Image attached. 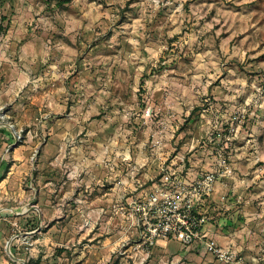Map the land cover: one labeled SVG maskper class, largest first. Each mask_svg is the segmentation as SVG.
Here are the masks:
<instances>
[{"label":"rangeland","instance_id":"obj_1","mask_svg":"<svg viewBox=\"0 0 264 264\" xmlns=\"http://www.w3.org/2000/svg\"><path fill=\"white\" fill-rule=\"evenodd\" d=\"M1 88L0 264L103 260V191L170 164L215 173L206 225L264 264V0H0ZM170 244L144 264H229Z\"/></svg>","mask_w":264,"mask_h":264},{"label":"built area","instance_id":"obj_2","mask_svg":"<svg viewBox=\"0 0 264 264\" xmlns=\"http://www.w3.org/2000/svg\"><path fill=\"white\" fill-rule=\"evenodd\" d=\"M215 179L211 171L193 179H182L176 167L164 165L159 179L148 190L133 194L126 206H118L135 229L136 245L142 251L141 257L132 264H144L159 240H174L182 247L200 241L205 245V252L218 260L239 264L233 253L217 244L206 229L208 215L202 204L212 193ZM124 244L118 254L122 253Z\"/></svg>","mask_w":264,"mask_h":264},{"label":"crops","instance_id":"obj_3","mask_svg":"<svg viewBox=\"0 0 264 264\" xmlns=\"http://www.w3.org/2000/svg\"><path fill=\"white\" fill-rule=\"evenodd\" d=\"M1 90L2 88L0 89V91ZM144 174L145 175H143L142 177L138 176L137 178L135 179L132 178L131 180L127 177H121L119 181L113 183L112 187H109L107 188L108 190L103 191L104 198H102V200L103 201L105 200L106 202H103L105 204H104V207L103 206L101 207V210H104V212H110L111 214L114 213L120 221L119 223L120 229L118 230V233L114 235L104 236L103 238L101 237L97 239V241L101 243L99 247H103L100 249L104 250L103 254L105 257L103 260L102 259L100 260L99 257L97 256L93 258L89 256L82 261V264H102L104 260L108 261V259L111 258L112 256V252H114L115 250H118L119 247H121V245L124 243L125 244L121 251L122 252L121 255L124 256L125 254L131 251L130 252L131 254L129 256L127 254V256L128 258L131 259L132 263L136 262L141 257L142 251L140 250V248H137V245H136L138 241L136 231L131 225L130 220L123 217L124 215L119 210L118 206L121 204L126 206L127 203L131 200V197L133 196V194L137 192L140 193V191L148 190L151 187V185L157 181L155 179L156 177L153 178V175H151L152 174L151 171H149V173H144ZM140 180H142V183L140 182ZM206 229L209 233V236L213 237V239H216V237L214 238L213 230L208 226L206 227ZM173 241L174 240H159L158 244L153 249L152 255L154 252L156 251L158 252V250L164 251L165 247H167L168 244L172 245L170 243ZM200 243H203V242H200V241L196 242L190 247H195L199 245ZM177 246H179L180 248L182 247L180 244ZM158 247L162 249H159ZM204 252H205V248H204L203 253ZM89 260H94L93 261L94 263H92V261H89Z\"/></svg>","mask_w":264,"mask_h":264},{"label":"water","instance_id":"obj_4","mask_svg":"<svg viewBox=\"0 0 264 264\" xmlns=\"http://www.w3.org/2000/svg\"><path fill=\"white\" fill-rule=\"evenodd\" d=\"M9 244H10V241H7V244H6V251L9 253V255H11L10 251H9ZM12 256V255H11Z\"/></svg>","mask_w":264,"mask_h":264}]
</instances>
